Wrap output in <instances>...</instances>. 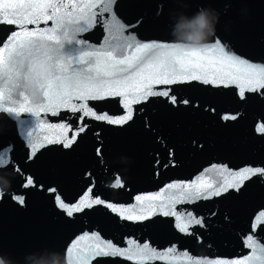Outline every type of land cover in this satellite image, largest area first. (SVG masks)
<instances>
[{
  "label": "water",
  "instance_id": "95a60500",
  "mask_svg": "<svg viewBox=\"0 0 264 264\" xmlns=\"http://www.w3.org/2000/svg\"><path fill=\"white\" fill-rule=\"evenodd\" d=\"M105 3L0 0V18L7 13L19 19L16 9L6 5L23 4L21 11L36 20L23 21L36 37L0 23V94L8 97L13 85L23 82V69L9 61L29 40L45 46L31 59L36 65L33 77L43 71L41 63L47 64L43 52L54 48L57 39H66L62 32L82 41L65 44L77 50L75 56L95 50L102 69L114 64L104 56L113 42L109 29L114 16L124 24L140 21L124 32L128 37L131 31L136 43L175 46L180 45L176 25L193 23L204 12L213 31L197 46L217 50L187 65L190 74L200 77L187 82H173L184 79L173 75L165 82L163 75L146 68L126 86L105 83L97 88L82 82L62 95L53 90L42 105L32 104L31 89H25L28 111H21L20 103L0 99V148L14 146L7 152L17 165L15 170L0 167V264H264V178L245 180L240 192L229 189L220 196L192 198L234 184L235 174L246 166L264 167V133L259 131L264 126V0H117L109 10ZM55 7L60 11L48 19ZM17 31V40L6 43ZM124 55L134 60L141 54L126 50ZM228 56L245 65L234 64ZM56 63L57 74L71 75V68L61 71L67 67L64 59ZM73 67L81 66L73 62ZM241 88L245 99L238 94ZM148 90L168 91L169 96L145 98ZM171 97L189 103L173 105ZM7 107H15L18 114L5 111ZM74 108L109 120L131 112L132 119L111 124ZM230 115L237 119L223 118ZM72 138L71 146L64 147ZM33 144L34 159L28 156ZM26 179L36 186L22 187ZM57 198L68 207L93 199L103 203L68 216ZM191 217L202 218L204 226L193 223L188 233L181 232L179 226ZM108 244L126 255L92 258L97 245Z\"/></svg>",
  "mask_w": 264,
  "mask_h": 264
},
{
  "label": "snow or ice",
  "instance_id": "6c2138e0",
  "mask_svg": "<svg viewBox=\"0 0 264 264\" xmlns=\"http://www.w3.org/2000/svg\"><path fill=\"white\" fill-rule=\"evenodd\" d=\"M117 2V0H106V3L103 5L105 10H109V6L113 5ZM6 7H11L16 9L15 15L20 17L19 19L9 18L8 14L5 13L2 18H0V23L13 24L17 26L18 30H24L25 34L29 37H36V32L28 30L25 28L23 21L28 20L29 24H35L36 20L28 19L27 10L21 11L24 9V5H6ZM48 7H53V5H48ZM67 7V5H65ZM88 7H95V5H89ZM60 11L59 7H55V11L48 15V19H52L56 16V13ZM71 15V12L68 13ZM93 19L95 18V14H93ZM140 23L139 20L136 21V24H124L121 23L118 19L113 17V20L110 25V40L113 41L110 44L109 49L104 53V56L107 60H115L114 64H109L107 68H101L100 61L98 60L99 53L95 50L84 52L82 55L75 56L74 52L77 51L73 47L65 48V44L73 45L77 43H82V41H76L75 37L68 38L67 32H62L61 34L66 38L63 42L59 39L55 41V47L49 48L47 51L43 52V55L46 57L47 64H40V68L43 71L36 72L35 77L32 76L34 69L36 68L35 64L31 63V59L34 53H40L45 46L40 43L37 39L35 41L29 40L28 45L25 44L20 45L21 51L15 53V59L10 60L9 63L12 64L13 67H17L23 69L24 75L22 77L23 82H18L13 85V90L8 97H4L3 94H0V99H4L7 102L15 101L20 103L21 111H28L29 109L24 107V104L29 102V97L24 94L25 89H31V103L35 105H42L49 98L50 92H53L55 95H62L67 92V90L73 86H78L80 83H86L93 85L97 88H103L105 83H113L116 87L126 86L127 81L132 78L134 75H143L146 68H150L154 70V74L163 75L165 82H168L169 75L173 76H182L183 80H176L173 82H187L189 79H200L199 76L195 74H190L188 71V64L193 63L194 59H199L201 54L204 52H214L217 49L211 46H183V45H175L168 46L165 44L159 43H136L134 38H131V31H129V36L125 37L124 32L126 30H131L135 28ZM83 28H78L76 31H83ZM19 36V31H17L14 35L10 34L9 40L6 43H13L17 40ZM48 39L51 40L52 37L48 36ZM217 47H219L220 51H224L222 46H219V42H216ZM4 45H0V49H2ZM28 48V51H24L25 48ZM126 50H134L135 53H140L141 55H136L133 59H129L124 55ZM116 53L120 58L117 59L116 56L113 55ZM227 55V53H225ZM64 59L67 67H62L61 71L66 73L68 69L71 68V75H62L57 74V61ZM234 64L245 65V61L240 60L238 58L228 56ZM73 62L76 65L81 67L76 68L73 67ZM199 66V65H197ZM246 67H250L247 66ZM111 69V70H108ZM21 73L17 72L18 81L20 80ZM208 82V81H205ZM264 87V85H261ZM114 90V89H111ZM138 91L140 89H137ZM249 91H255V88H249ZM118 95H124L123 92H117ZM239 96L241 99H245V89L241 88L239 91ZM152 95H160L164 97L169 96L168 91L162 92H152L148 90L145 94V98L147 96ZM21 98H23L21 100ZM79 98V97H77ZM171 103L173 105H177L178 103L188 104L187 100H177L176 97H171ZM9 113H17V109L15 107H7L4 109ZM74 111H83L82 109H73ZM18 114V113H17ZM84 116L92 115L97 120H107L108 123L111 124H124L132 119V113L129 112L126 117L121 120H109L105 115H96L95 112L83 111ZM226 120H235L237 119V115H230L223 117ZM83 131V129H80ZM259 131L264 133V126H261ZM31 136V133H28ZM74 138L68 139V142L64 144V147H70L73 143ZM36 145L33 144L31 150L28 152V156L30 158H35L36 156ZM11 148L14 151V146L5 145L0 148V167L12 166L13 170H15L16 161L14 159H9V154L7 149ZM27 148V145H26ZM236 182L234 184H229L227 187L220 185L215 189H212L211 185L207 187L212 189L207 194L203 192L195 193L192 198L193 199H207L211 196H220L223 194V191H228L229 189L234 190L235 192H240L241 189L245 186L244 181L250 180L252 177L264 178V167L253 168L251 166H246L245 169L241 172H237L236 174ZM120 182L117 181V185ZM36 183L33 179H26L22 181V187H35ZM171 188H179L180 185H170ZM50 191H55L54 189H50ZM189 195H192L191 193ZM18 203L23 204L24 200L22 197L17 198ZM58 207L61 210H64L68 216H72L74 212H80L85 207L91 208L94 205H100L103 203L100 199H93L91 203H87L86 201H81L80 204L75 207H68V205L63 201L57 198ZM107 207L112 208L111 204H108ZM116 211L115 208L112 209ZM169 213H164V215H168ZM173 215H175L173 213ZM128 219H132V217H127ZM142 219H147V217H143ZM204 226L205 221L202 218L191 217V219L182 225L179 226V230L181 232L188 233L189 226L192 224ZM191 234V233H189ZM148 246L144 245V249H147ZM105 249H108L107 251ZM171 251V250H170ZM121 255L125 256L126 254L118 248L113 247L111 244H108L104 247L97 245L94 250H92L91 256L95 258L97 255ZM156 255V253H153ZM126 258L131 259L132 256H126ZM195 264H203L201 261H196Z\"/></svg>",
  "mask_w": 264,
  "mask_h": 264
},
{
  "label": "clouds",
  "instance_id": "9594fccd",
  "mask_svg": "<svg viewBox=\"0 0 264 264\" xmlns=\"http://www.w3.org/2000/svg\"><path fill=\"white\" fill-rule=\"evenodd\" d=\"M213 31V25L204 12L199 13L193 23H178L174 29L177 43L197 46Z\"/></svg>",
  "mask_w": 264,
  "mask_h": 264
}]
</instances>
